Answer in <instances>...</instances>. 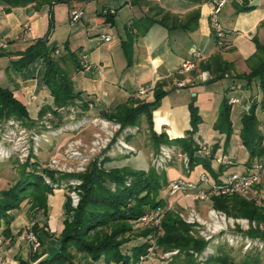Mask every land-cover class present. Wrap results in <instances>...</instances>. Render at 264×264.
I'll list each match as a JSON object with an SVG mask.
<instances>
[{"label": "crops", "instance_id": "obj_1", "mask_svg": "<svg viewBox=\"0 0 264 264\" xmlns=\"http://www.w3.org/2000/svg\"><path fill=\"white\" fill-rule=\"evenodd\" d=\"M216 1L69 0L43 2L36 8L33 4H12L0 0V39L7 43L6 48L0 51L3 52L0 54V85L11 90L14 97L26 106L31 119L40 116L42 107L51 104L50 92L42 80V61L37 60L22 72L9 65L11 60L17 59L16 52L49 32L48 44L56 45L57 55L75 54L76 63L70 62L67 57L64 68L72 79L74 90L81 92L87 102V109L77 103L84 116L104 117L102 113L110 112L129 99L152 101L154 89L163 85L167 94L152 113L153 129L158 134L166 133L170 139L186 136L191 130L188 105L193 101L202 120L195 139L210 147L219 142L220 153L233 163L219 166H223V170L234 167L239 161L228 154V148L225 152L222 150L224 134L218 133L213 126L218 117L221 92L225 96L229 91L241 90L243 99L237 98L239 102L230 104L231 107L238 105L236 115L241 119L242 114L253 106L258 131L261 136L264 135V119L261 122L257 117L259 105L264 110V82L261 85L259 79H253L247 84L237 78L249 73L257 63L256 41L264 45V0H233L222 8L218 20L225 32L223 44H218L209 26L210 13ZM252 3L254 5L250 6ZM76 8L82 9L83 14L77 22L70 24V10ZM195 13L198 18L187 21ZM107 17L113 20L108 22ZM150 18L156 22L149 24ZM25 23L30 29L22 35ZM183 24H187L188 29H183ZM107 35L110 36L108 41L104 38ZM125 40H131L130 62L122 48ZM193 51H199L200 56L194 57ZM216 55L230 70L221 79L211 81L215 75L210 69L202 70L200 65L212 64ZM81 56H85V62L91 66L89 71L79 70ZM189 59L194 62V67L190 72L180 73L182 62ZM211 68L215 70V67ZM178 82H183V86L178 87ZM140 90H146V93L138 97ZM207 95L208 102L205 101ZM141 123L144 125V121ZM236 127L240 133L241 122ZM210 135L219 136V139L209 142ZM244 149L246 156L241 160L245 161L240 163L241 171L255 160L249 162L248 150ZM220 153L215 154L211 163ZM217 174L223 173L218 171ZM260 195H264V190H259L257 201ZM186 201L191 203L192 200ZM50 214L47 212L49 218L44 220L39 213L35 217L36 222L40 221L39 225L48 227L38 236L36 260L32 258V243H25L24 246L22 243H9L0 249V264H19L23 259L35 264L49 255L47 246L52 237L48 236L59 229L62 220L58 216L52 218ZM149 261L151 264L160 263L157 259Z\"/></svg>", "mask_w": 264, "mask_h": 264}, {"label": "trees", "instance_id": "obj_2", "mask_svg": "<svg viewBox=\"0 0 264 264\" xmlns=\"http://www.w3.org/2000/svg\"><path fill=\"white\" fill-rule=\"evenodd\" d=\"M12 4H33L36 8L43 2H67L69 0H6ZM246 9V7H244ZM197 19L198 14H192L187 21ZM112 17H107L111 22ZM156 22L150 18L149 24ZM189 23V22H188ZM188 29L187 24L182 25ZM46 33L42 38L36 39L27 48L15 53L17 59L10 61V67L17 72L25 71L37 60L43 64V83L50 92L51 104L44 105L40 116L53 107L67 106L80 103V106L87 109V102L83 100L82 93L76 92L72 79L67 74L64 65L67 57L70 62L76 63L75 54L68 52L67 55H57L56 45L48 44ZM124 55L128 62L131 61V40L122 42ZM3 52H0V54ZM212 64H202V70L210 69L215 75L211 81L221 79L229 69L219 55L214 56ZM257 63L247 74L238 75L250 84L253 79H259L260 84L264 82V45L256 41ZM211 67H215L212 70ZM167 94L163 85L154 89L153 100L129 99L125 103L117 105L110 112L102 113L109 120L118 122L122 128L137 126L144 117L152 142L156 146L161 144L174 146L189 157V171L195 166L202 165L203 169L217 177L213 171L211 161L220 146L219 142L211 145L209 154L201 151V143L194 135L202 123L198 112V106L194 102L188 105L189 124L191 130L184 137L170 139L164 132L157 133L153 129L152 113L160 106L162 98ZM231 105L228 99H223L218 112L214 129L224 134L222 150L228 148L229 138L232 132L230 120ZM13 117L18 120L31 121L26 106L21 103L13 92L0 85V118ZM240 138L249 153V162L256 158L264 157V147L261 144L262 136L258 131V121L253 106L245 111L240 119ZM36 156L30 154L25 162L19 164L20 177L10 188L0 192V232L4 235H11L10 224L12 215L10 211L19 207L21 202L31 203V209L46 211V199L51 192L43 178V174L49 171L37 170ZM107 160V158H106ZM224 167H220L222 171ZM82 183L80 185L79 202L76 207L71 205L68 196L65 205L66 215L63 219V229L58 239V244L49 255L35 264H136L139 256L145 253L147 241L133 243L128 246L132 236L145 238L150 234L157 233L156 230L148 227L146 230L134 233L132 223L138 220L141 215L149 212L159 205H163L164 197L162 190L168 182L164 171L157 173L154 168L149 171L135 170L130 167L112 168L110 170L98 167L93 162L89 170L78 175ZM211 203L214 208L225 212L229 216L244 217L258 223L264 222V207L258 205L255 200H247L238 195L212 197ZM3 226V227H2ZM161 236L157 245L163 250L178 248L181 250L192 249L201 251L206 245L191 225L186 224L173 212H166L160 226ZM251 236H261L264 232L258 229H251L247 232ZM127 245V246H126ZM187 255V254H186ZM38 253H33V260ZM187 257H190L188 254ZM209 260L224 263L222 257H211ZM21 264H26L21 261Z\"/></svg>", "mask_w": 264, "mask_h": 264}, {"label": "rangeland", "instance_id": "obj_3", "mask_svg": "<svg viewBox=\"0 0 264 264\" xmlns=\"http://www.w3.org/2000/svg\"><path fill=\"white\" fill-rule=\"evenodd\" d=\"M240 91L241 90H232L229 91V93L225 96H223V92H221V102L224 98H238L239 100H242L243 98ZM195 99L196 98H194V100ZM205 101H209V95L205 97ZM76 104L77 103L75 102L70 106H75ZM237 106L238 105H233L231 107L230 120L232 123V132L229 138L227 152L231 157L233 156L237 158L239 164L234 167L229 166L228 168H226V170H222L223 174H226L230 171H241V164L245 162L241 161L242 159H245L246 156L244 149L245 146L243 145L242 141L240 142V133H238V127H236L237 123H240V118L238 117L239 115H236V110L238 108ZM55 108L60 107L55 106ZM51 113L53 117H51L50 119L48 118V122L42 119L44 116L42 115L37 117L35 121L20 120L23 125L17 123L16 121H13L16 126H12V124L8 125L2 123L4 121L6 122L10 119H14L13 117H9L7 119L0 118V144L2 146L0 148V151L2 152L0 154V192L10 188L19 179V164L23 163L21 161H24V155L28 151H32L36 156L37 159H34L33 161L37 162V170L39 172L41 171V169H45L51 173L43 174L45 183L49 187L57 186L51 188V192L48 194L46 199V210L47 212L52 213L50 214V216L52 218H54L55 216L62 218L61 224L57 231H52L49 236L48 234H43L45 237H52L47 246L50 253L54 250L55 246H57L59 236L61 235L63 229V219L66 215L65 205L68 200V191L71 189H75L78 194L80 193V185L82 183V180L78 175L87 172L93 162H96L98 167H101L105 170H110L112 168L130 167L135 170L149 171L151 168H154L157 173H161L162 171L165 172L168 184L172 180L180 177L189 181H196L203 171H205L208 176L212 180H214L211 173L206 169L204 170L202 165L195 166L190 171V173H188L183 165L180 164L177 160L165 161L162 164L161 162H156V160L164 152L161 149V146H164V144L156 146L155 143L152 142L150 131L144 117L141 118V121H144V125H142L140 121L137 126H127L122 128V126L118 122L99 116L100 119L108 122L107 129L113 133V136L111 137L105 148L92 151L91 142L94 139V134L99 133V135H101L102 137L108 136L107 133H105L104 129H102L100 123L87 125L84 129H81L79 131L73 130L69 131L68 133L58 134L56 129L61 128L60 125L66 123L68 118L66 116L62 117V114L58 113L56 110H52ZM257 114L259 121L264 119V110H262L260 105ZM41 123L43 127H46V125H50V129L52 132H49V134L44 131L39 132L37 129H40L39 125ZM116 125H119L120 128H118ZM35 126H37V128H34ZM23 128H25V132L21 130ZM127 128H129V130L122 132L123 129ZM214 136L210 135L209 142L213 141L212 139H219V136H217L216 138ZM77 139H79L83 145L80 146L79 149H77L76 154H71L70 151H67L68 145ZM119 141L125 142L133 149L129 150L121 148V146L119 145ZM220 152L221 149L218 148L217 153ZM220 154L222 155V153ZM53 158L57 159L60 162L59 167H50V161ZM211 167L213 171L218 172L220 168L218 161L214 160L211 163ZM162 191V196L164 197L163 205H159L156 208H162L164 210L167 203L166 199H169L170 201V199L172 198L168 197L167 185L164 186ZM171 201L174 202V199ZM188 202L190 201L184 200L183 202L179 203V205H194V207L197 208L201 215L205 216L207 208L206 205L208 204H202L197 201H191V203ZM257 204L264 206V195L258 197ZM31 206V203L24 201L20 203L19 207L10 211L13 219L10 224L11 235H4L0 232V241H3L4 239H10V243H22V246H24L25 243H31L24 238L25 232L41 236L40 234L44 228L45 232L48 230V227H46L45 225H39L40 221H35V217L38 213L41 214V220H44V218L46 217L49 218V215H46L47 212L43 213V210H33L31 209ZM174 207L175 210H165V213L171 211L178 216L176 212L181 208H177L176 206ZM260 224H262V228H259L258 230L264 232V222H261ZM132 227L134 229V233H138V231L148 229V227L141 224L139 219L135 220L132 223ZM156 231L157 233L153 235L149 233V235L145 238L132 236L131 241L127 245L130 246L133 243H141L147 241L150 244L147 246L145 253H143L142 255L145 256L146 254H151V259H157L158 262H160L159 264H264V238L261 236H251L247 232L242 233L243 237L258 239V241L261 242L252 243L250 247H246V243H231V245H229L228 243H225V241L220 239L219 243H206L204 249H202L200 252H196L192 249L181 250L178 248L163 250L157 245L158 238L159 236H161L162 232L158 229ZM41 239L43 240V238H40V240ZM17 247H19V245H17ZM149 247L151 248V253L147 252V249ZM207 248L212 249L213 252L211 256L209 255L208 258H204L203 253ZM186 254H189L190 257H187ZM200 255H202V258H200ZM211 257H222L225 262L221 263L215 260H209ZM199 259L202 261H200ZM21 261H25L26 264H29L25 259L20 260V262ZM138 263L139 259L136 264ZM143 264H151V262L148 260Z\"/></svg>", "mask_w": 264, "mask_h": 264}, {"label": "built area", "instance_id": "obj_4", "mask_svg": "<svg viewBox=\"0 0 264 264\" xmlns=\"http://www.w3.org/2000/svg\"><path fill=\"white\" fill-rule=\"evenodd\" d=\"M230 1L233 0H217L211 10L210 17H209V26L212 29V32L216 36L218 40V44H223L225 38V32L218 20V15L220 14L222 8ZM239 1V0H234ZM112 12V11H111ZM83 12L82 9L76 8L70 10V24H74L79 20L82 16ZM29 24L25 23L22 26L21 34L27 33L29 30ZM105 40H109L110 36H105ZM7 46L5 40L0 39V51L4 50ZM194 57H199V51H193ZM194 67V62L192 60H185L182 62L180 66V73H187L192 70ZM79 70L82 71H89L91 66L85 62V56H81L79 60ZM205 80V77L203 78ZM178 87L183 86V82L177 83ZM146 90H140L138 92V97L144 95ZM229 104H234L239 102L237 98H229ZM58 113L62 114V117L66 116L68 120L66 123L61 124V128L56 129L57 133L63 134L68 133L69 131L73 130H81L85 126L90 124L100 123L102 129H104L105 133L108 136L102 137L99 133L94 134V139L91 142V149L93 150H100L101 148H105L108 142L110 141L113 133L107 129V123L104 120L100 119L99 117H86L83 115V112L80 111V106L76 104L75 106L67 105L66 107L55 108ZM53 117L51 111H48L44 114L43 120L48 122V118L50 119ZM81 117V118H79ZM36 118L32 119L35 121ZM83 119V120H80ZM75 120V121H74ZM13 121L22 124L20 120L17 119H10L8 121H4V124H12V126H16ZM3 124V125H4ZM35 124V123H34ZM1 126V125H0ZM40 129H37L39 132L44 131L49 134L52 132L50 129V125H46L43 127L42 123L39 125ZM120 128L119 125H116ZM34 128H37L35 126ZM25 132V128L21 129ZM129 130L123 129L122 132ZM55 131V130H54ZM45 133V134H46ZM110 136V137H109ZM6 139V137H5ZM261 144L264 147V135L261 139ZM83 144L79 139L73 141L68 145L67 151H70L71 154H76L77 149L80 148ZM119 145L121 148L125 149H133L129 145H127L123 141H119ZM0 144V148H1ZM162 151H164L161 156L156 160V162L164 163L165 161L177 160L183 167L189 171V157L186 153L177 150L174 146L164 145L161 146ZM211 147L205 144L201 145V151L207 155ZM2 152L0 151V154ZM33 154L32 151H28L24 157V161L29 157L30 154ZM216 160L220 165H232V161L226 155L217 156ZM21 161V162H24ZM160 164V165H161ZM59 167L60 162L53 158L50 161V167ZM212 180L208 174L203 171L199 178L196 181H189L182 177L177 178L169 182L168 186V197L172 199H166V206L163 210L162 208H156L149 212L144 213L140 216L139 221L141 224L149 227L151 229L157 230L160 228L165 210H175L177 208H181L176 213L178 216L186 223L192 226V228L197 232V235L201 237L207 243H219L220 239L225 241L231 245V243H246V247H250L252 243H261L258 239L250 238V237H243L242 233L248 232L251 229H259L262 228V224L254 221L249 220L248 218L244 217H233L227 215L225 212L218 210L213 207L211 203L212 197H219V196H231V195H238L242 198L247 200H256L258 196L259 190H264V157L255 159L249 165L245 166L242 171H230L226 174H218L217 177H214ZM57 187V186H52ZM63 188V187H62ZM68 196L70 197L71 205L76 207L79 202V195L75 189H71L68 191ZM261 196V195H260ZM174 199V202L171 200ZM182 199L197 201L199 203H206V212L205 216H202L201 213L197 210L196 207L189 206V205H179ZM181 200V201H180ZM257 201V200H256ZM264 207V206H263ZM237 231V232H235ZM239 231V232H238ZM24 238L32 243L33 251L35 252L39 248V239L38 236L33 233H24ZM10 243V239H4L0 241V249L8 246ZM148 253H151V248L147 249ZM213 250L212 249H205L203 256L204 258H208L209 255L211 256ZM151 254H146L145 256H139V263L143 264L144 262L150 260ZM202 258V255H200ZM200 260V259H199ZM204 260V259H203ZM2 261L1 251H0V262ZM202 261V260H200Z\"/></svg>", "mask_w": 264, "mask_h": 264}, {"label": "water", "instance_id": "obj_5", "mask_svg": "<svg viewBox=\"0 0 264 264\" xmlns=\"http://www.w3.org/2000/svg\"><path fill=\"white\" fill-rule=\"evenodd\" d=\"M254 4L252 3V4H250V6H253Z\"/></svg>", "mask_w": 264, "mask_h": 264}]
</instances>
